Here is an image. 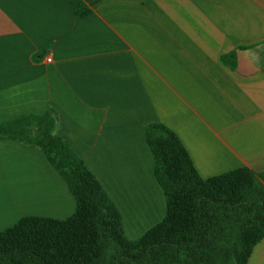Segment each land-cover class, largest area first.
<instances>
[{
	"label": "crops",
	"instance_id": "obj_1",
	"mask_svg": "<svg viewBox=\"0 0 264 264\" xmlns=\"http://www.w3.org/2000/svg\"><path fill=\"white\" fill-rule=\"evenodd\" d=\"M0 0V123L54 110L138 240L167 199L146 127L174 132L204 180L264 173V0ZM236 54V67L223 57ZM51 57L52 62H47ZM77 202L35 147L0 139V232L67 220ZM248 264H264V239Z\"/></svg>",
	"mask_w": 264,
	"mask_h": 264
},
{
	"label": "trees",
	"instance_id": "obj_2",
	"mask_svg": "<svg viewBox=\"0 0 264 264\" xmlns=\"http://www.w3.org/2000/svg\"><path fill=\"white\" fill-rule=\"evenodd\" d=\"M69 1L87 17L100 0ZM223 62L235 68L236 54ZM56 126L54 110L0 123V139L45 153L77 202L67 220L26 217L0 232V264H248L264 239V173L241 168L204 180L178 136L153 123L145 135L167 214L129 240L119 210Z\"/></svg>",
	"mask_w": 264,
	"mask_h": 264
},
{
	"label": "built area",
	"instance_id": "obj_3",
	"mask_svg": "<svg viewBox=\"0 0 264 264\" xmlns=\"http://www.w3.org/2000/svg\"><path fill=\"white\" fill-rule=\"evenodd\" d=\"M47 62L51 63L52 62V58L51 57H48L47 58Z\"/></svg>",
	"mask_w": 264,
	"mask_h": 264
}]
</instances>
